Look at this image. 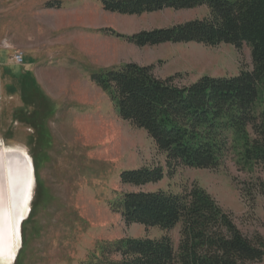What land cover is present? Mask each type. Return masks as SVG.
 <instances>
[{"label": "rangeland", "instance_id": "374dc122", "mask_svg": "<svg viewBox=\"0 0 264 264\" xmlns=\"http://www.w3.org/2000/svg\"><path fill=\"white\" fill-rule=\"evenodd\" d=\"M47 1L0 0V143L24 149L34 169L31 210L19 221L20 248L11 264H80L102 242L123 237L167 235L176 248L179 225L163 230L127 224L111 204L129 191L178 193L193 184L230 212L247 237L264 239L260 165L243 167L228 152L214 168L168 167L147 132L120 118L109 96L89 79L95 70L129 61L153 63L160 77L180 72V84L203 75L232 76L252 69L250 47H138L98 31L110 27L131 34L200 19L209 14L206 5L123 15L104 10L99 0H59V7H47ZM142 165L161 166L163 177L138 186L121 183V171ZM6 261L0 258V264ZM252 264H264V258Z\"/></svg>", "mask_w": 264, "mask_h": 264}, {"label": "trees", "instance_id": "16d2710c", "mask_svg": "<svg viewBox=\"0 0 264 264\" xmlns=\"http://www.w3.org/2000/svg\"><path fill=\"white\" fill-rule=\"evenodd\" d=\"M99 1L104 10L123 15L208 7L204 18L131 34L98 29L138 47L185 42L250 47L252 69L232 76L203 75L180 84V72L160 77L153 63L129 61L95 70L89 79L109 96L120 118L147 132L166 154L168 167L214 168L231 152L239 165L258 164L264 171V0ZM45 5L59 7L60 1ZM163 174L159 165H142L121 171L120 181L138 186L157 182ZM111 209L127 224L163 230L179 225L177 247L167 235L123 237L102 242L80 264H252L264 258V239L247 237L232 214L195 184L178 193L125 192Z\"/></svg>", "mask_w": 264, "mask_h": 264}, {"label": "bare ground", "instance_id": "6f19581e", "mask_svg": "<svg viewBox=\"0 0 264 264\" xmlns=\"http://www.w3.org/2000/svg\"><path fill=\"white\" fill-rule=\"evenodd\" d=\"M33 170L31 157L24 149L0 143V258L7 264L13 263L20 248L19 221L26 219L31 210Z\"/></svg>", "mask_w": 264, "mask_h": 264}, {"label": "built area", "instance_id": "2783aa9c", "mask_svg": "<svg viewBox=\"0 0 264 264\" xmlns=\"http://www.w3.org/2000/svg\"><path fill=\"white\" fill-rule=\"evenodd\" d=\"M15 58L18 62L22 61L21 55L20 54H16Z\"/></svg>", "mask_w": 264, "mask_h": 264}]
</instances>
